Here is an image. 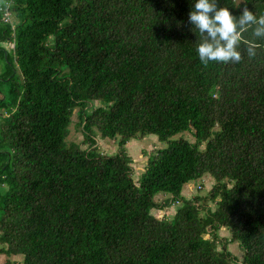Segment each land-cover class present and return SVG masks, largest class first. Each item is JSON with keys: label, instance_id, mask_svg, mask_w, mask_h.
<instances>
[{"label": "trees", "instance_id": "16d2710c", "mask_svg": "<svg viewBox=\"0 0 264 264\" xmlns=\"http://www.w3.org/2000/svg\"><path fill=\"white\" fill-rule=\"evenodd\" d=\"M216 2L264 14V0ZM194 3L0 0L4 264H237L233 242L241 264H264V38L250 28L239 63L205 66ZM76 111L86 150L67 141ZM189 131L194 143L178 138ZM97 134L119 152L101 153ZM152 134L166 146L136 180L127 144ZM205 175L209 193L185 197Z\"/></svg>", "mask_w": 264, "mask_h": 264}, {"label": "clouds", "instance_id": "9594fccd", "mask_svg": "<svg viewBox=\"0 0 264 264\" xmlns=\"http://www.w3.org/2000/svg\"><path fill=\"white\" fill-rule=\"evenodd\" d=\"M189 22L200 34L196 50L205 66L210 61L239 63L242 57L238 46L243 33L250 28L254 37L264 38V14L257 17L244 7L237 18L227 7H219L216 0H195L189 12ZM245 43L248 56L255 57L258 45L252 41Z\"/></svg>", "mask_w": 264, "mask_h": 264}, {"label": "rangeland", "instance_id": "374dc122", "mask_svg": "<svg viewBox=\"0 0 264 264\" xmlns=\"http://www.w3.org/2000/svg\"><path fill=\"white\" fill-rule=\"evenodd\" d=\"M99 102H95L94 106H99ZM179 137H184L188 139L190 142L194 143L195 138L193 136V132L189 131L186 132ZM68 142H74L79 144L82 149L86 150L90 148V145L86 142L84 132H83V127L81 124L80 116L78 114V111L75 112L72 124L70 126V133L68 135ZM166 146V143L160 142L158 140V137L156 135H148L145 138L142 139H133L127 144V152L133 159V171H134V177L137 180L142 172L144 171V168L146 166L148 156L156 151L157 149ZM95 147L97 149L106 155H115L119 152V138L116 139H110V138H103L100 134H97L95 136ZM204 148V147H203ZM216 181L213 177L210 175H205L202 179L200 180H195L190 182L188 185H185L184 187V196L185 197H190L191 195L193 197L195 196H206L211 188L215 185ZM199 186H202V189H199ZM188 189V192H185ZM169 195H157L156 200L158 203L164 204L169 201ZM212 208H215L214 204H211ZM177 210L176 206L170 207L167 206L162 209H154L152 213L156 216L162 217V215H167L166 217H171L173 214H175ZM220 235L223 237H230L231 232L225 229H222L220 231ZM221 247H219L220 249ZM229 249L232 252V254L236 257L237 264H241L243 261V254L244 250L242 247H240L238 242H233L229 244ZM9 258L7 256H0V264H4ZM11 260L17 261L19 263L22 262L23 256L17 255V256H12Z\"/></svg>", "mask_w": 264, "mask_h": 264}, {"label": "built area", "instance_id": "2783aa9c", "mask_svg": "<svg viewBox=\"0 0 264 264\" xmlns=\"http://www.w3.org/2000/svg\"><path fill=\"white\" fill-rule=\"evenodd\" d=\"M2 9H0V11H1ZM11 15H10V13L6 10L5 11V14H4V21H10L11 20ZM200 188V187H199Z\"/></svg>", "mask_w": 264, "mask_h": 264}, {"label": "crops", "instance_id": "0c3cea01", "mask_svg": "<svg viewBox=\"0 0 264 264\" xmlns=\"http://www.w3.org/2000/svg\"><path fill=\"white\" fill-rule=\"evenodd\" d=\"M2 67H0V71H1ZM188 185V184H187ZM185 187V186H184ZM188 192V189L185 191ZM161 195V194H160ZM183 195H184V189H183Z\"/></svg>", "mask_w": 264, "mask_h": 264}]
</instances>
